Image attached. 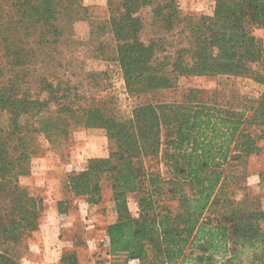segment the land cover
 Returning a JSON list of instances; mask_svg holds the SVG:
<instances>
[{
	"label": "trees",
	"instance_id": "trees-1",
	"mask_svg": "<svg viewBox=\"0 0 264 264\" xmlns=\"http://www.w3.org/2000/svg\"><path fill=\"white\" fill-rule=\"evenodd\" d=\"M106 1L109 17L91 28L89 39L108 35L95 52L113 41L129 93L171 86L185 74L249 76L264 86V48L251 32L264 27V0H217L210 16L191 23L189 42L174 49L172 60L157 54L167 50L164 39L142 34L143 11L160 30L174 27L172 0ZM82 10L78 0H0V43L12 59L8 73H0V240L11 243L37 229L41 199L30 197L18 176L28 172L38 136L81 124L104 130L109 151L88 158L66 184L74 197L98 204L102 179L109 181L116 219L105 232L116 264H264V210L248 192L233 197L239 178L223 173L230 159L260 150L264 87L255 98L225 106L207 104L189 89L178 102L144 104L127 118L92 102L78 104L66 83L48 78L49 64L35 60V51L34 60L22 61L17 44L27 40L36 52L59 48V14L78 17ZM198 245L204 249L195 253ZM59 262L79 264L75 249L64 250ZM0 264L23 263L0 249Z\"/></svg>",
	"mask_w": 264,
	"mask_h": 264
},
{
	"label": "rangeland",
	"instance_id": "rangeland-1",
	"mask_svg": "<svg viewBox=\"0 0 264 264\" xmlns=\"http://www.w3.org/2000/svg\"><path fill=\"white\" fill-rule=\"evenodd\" d=\"M78 1L83 7L81 15L59 14V48L50 47L36 52L37 46H32L27 40L17 44L24 48L22 61L28 60L29 63L34 60L30 50L35 51L38 55L35 60L49 64L45 66L48 78L53 83L59 80L66 83L79 96L78 104L81 100L85 104L92 102L110 115L127 118L135 108L144 104L178 102L189 89L198 90L197 95L201 96L203 102L218 106L244 98H255L263 90L264 86L249 76L185 74L176 77L171 86L129 93L117 62L113 41L110 39L109 43L101 44L99 52H95L94 46L99 43L97 40L103 38L106 41L108 35L89 39L91 28L109 17L107 1ZM168 1L152 0V3L161 5ZM216 1L172 0L176 18L174 27L169 31L152 25L143 11L142 34L164 39L167 50L157 54L166 55L168 60H172L174 49L189 42L191 23L200 15L210 16ZM251 32L264 48V27L252 26ZM5 52L6 48L0 43V73H8V69L12 68V59L6 58ZM261 60H264V53ZM37 64L40 65V62ZM37 142V150L29 157L28 172L18 176L19 185L26 189L28 195L41 199L37 229L19 234L11 243L0 240V249L11 252L23 264H60L59 257L68 248L75 249L79 264H116L107 254L105 232L106 226L116 219L109 181L102 179V200L98 204H88L83 198L74 197L66 184L69 173L83 170L88 158L107 156L109 142L104 130L81 124L70 125L65 134L39 135ZM258 143L260 150L257 154L230 159L223 167V173L236 174L239 178L233 197L239 198L248 192L256 197L264 210V139ZM62 200L64 203L59 205L58 202ZM172 204L175 206L176 202ZM129 205L132 212L137 209L132 195L129 196ZM74 237H77L75 243L72 241ZM203 249L202 245H198L194 252ZM126 264L140 262L131 260Z\"/></svg>",
	"mask_w": 264,
	"mask_h": 264
}]
</instances>
